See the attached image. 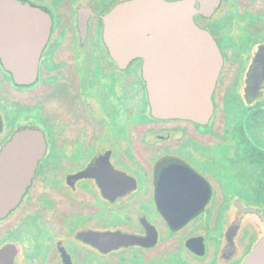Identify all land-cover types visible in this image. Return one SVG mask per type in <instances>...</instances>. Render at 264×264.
I'll return each mask as SVG.
<instances>
[{"label":"flooded vegetation","instance_id":"obj_1","mask_svg":"<svg viewBox=\"0 0 264 264\" xmlns=\"http://www.w3.org/2000/svg\"><path fill=\"white\" fill-rule=\"evenodd\" d=\"M19 1L50 32L32 82L0 59V149L35 128L45 151L0 264H242L264 235V0H191L222 58L206 124L155 117L143 59L112 56L103 17L131 0Z\"/></svg>","mask_w":264,"mask_h":264},{"label":"water","instance_id":"obj_2","mask_svg":"<svg viewBox=\"0 0 264 264\" xmlns=\"http://www.w3.org/2000/svg\"><path fill=\"white\" fill-rule=\"evenodd\" d=\"M191 0H131L103 17L104 40L118 64L143 59L151 113L206 124L221 70L219 49L193 21ZM50 32L41 9L0 0V59L17 82H32ZM45 151L42 133L16 130L0 149V218L20 202ZM242 264H264V235Z\"/></svg>","mask_w":264,"mask_h":264}]
</instances>
